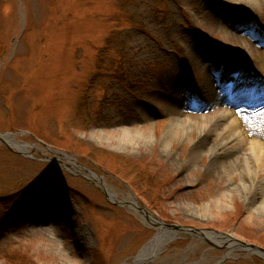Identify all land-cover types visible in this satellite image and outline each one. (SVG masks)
Returning a JSON list of instances; mask_svg holds the SVG:
<instances>
[{"label":"rangeland","instance_id":"1","mask_svg":"<svg viewBox=\"0 0 264 264\" xmlns=\"http://www.w3.org/2000/svg\"><path fill=\"white\" fill-rule=\"evenodd\" d=\"M245 2L0 0V132L31 155L0 142V264L134 261L155 228L89 172L168 223L264 246V125L224 102L264 97ZM215 242L179 233L150 264H264Z\"/></svg>","mask_w":264,"mask_h":264},{"label":"bare ground","instance_id":"2","mask_svg":"<svg viewBox=\"0 0 264 264\" xmlns=\"http://www.w3.org/2000/svg\"><path fill=\"white\" fill-rule=\"evenodd\" d=\"M245 3H247L248 5H250V6H252V8H254L256 11H259V12H261L262 13V15H263V17H264V1L263 2H261L260 0H247V2H245ZM227 37H230V38H232V39H235V37H234V35L233 34H231V33H228L227 32ZM247 48H248V46H247ZM251 57H252V59H251V61L255 64V66L257 67V68H259V70L260 69H263L264 70V52L263 51H261L260 53H257V54H255V55H251ZM238 60H241L239 57L237 58V61ZM194 61H195V63H196V59H194ZM240 63V62H239ZM245 65V64H244ZM226 76V75H225ZM242 90V89H241ZM264 91V90H263ZM263 91H261V92H259V95L261 96L264 92ZM236 94H238L239 95V97H237V96H235ZM241 93L240 92H237V93H235L234 95H233V98L231 99V100H228V101H226L225 99H224V102L225 103H227V104H229V105H233L234 107H239L240 105H242L243 104V106H245V108H243V111H246V112H249V113H251V112H253V111H251V110H249L248 108H247V106H249L251 109H258V113H259V115H258V117H257V124H260V127H261V125H264V97L262 98V99H260L259 101H258V99L257 100H255V101H251V99H249V97H247L246 99L243 97V96H241L240 95ZM262 97V96H261ZM250 102H252V104H251V106L249 105V103ZM241 107V106H240ZM232 113H234V109H228V110H226L225 112H223L222 114H221V116H219L218 118H219V120L221 121V122H228V124H230V126H232V127H234V128H236V129H240L241 128V126H242V124H241V122H240V120H239V117H240V114H232ZM252 114H250V116H251ZM249 116V117H250ZM211 124V122H207V125L208 124ZM217 124V123H216ZM179 128H178V126H173V130H178ZM263 129V128H262ZM14 145H16V146H18L19 148H21V149H24L26 152H29L28 150H29V148H30V146H28V144H23V143H21V142H19V141H16L15 139H14V141L12 142ZM222 147H225V150L224 151H221V154L220 153H218V154H220V155H224L225 154V156H223V157H228L230 154L229 153H227L230 149H232L233 148V145H226V144H222L221 145ZM218 148H220L221 149V147H219L218 146ZM217 148V149H218ZM228 150V151H227ZM218 151V150H217ZM227 153V154H226ZM215 154V156H217L216 154L217 153H214ZM219 155V156H220ZM263 156H261V157H263L264 158V154H262ZM231 157V156H230ZM262 158V159H263ZM68 160H70V163L68 164L70 167H71V169H73V170H75V171H77V169H79V167L75 164V162H74V160L73 159H71V158H68ZM67 165V166H68ZM89 174L91 175V177H93V178H97L98 179V182L99 183H103L104 185H105V188H106V190L108 191V193L110 194V195H114L115 196V198H116V196H117V193H116V191L110 186V185H108L104 180H103V178H101L99 175H96L95 173H90L89 172ZM45 216H49V217H55V214L54 213H52V211L48 208L47 209V213L45 214ZM42 220H47V219H45V217H43V218H41V220H40V223L39 224H41L43 221ZM46 222V221H45ZM49 231V232H51V228H49V227H47V226H42L41 227V231ZM178 235V234H177ZM158 236H160V235H158ZM231 236H234L233 234H231ZM156 242H158L157 243V248L156 249H153V246L154 245H151L149 248H148V250L147 251H145V252H143V253H141L139 256H138V258L134 261V262H132V263H129V264H150V262H154V260L162 253V251L164 250V248L166 247L165 246V240H163V241H155L154 243H156ZM230 244H232V242L230 243ZM235 250H237V251H240V250H243V246H241V245H239V244H237V245H232L230 248H228V249H226V255L225 256H228V257H230V256H233L234 255V252H235Z\"/></svg>","mask_w":264,"mask_h":264},{"label":"water","instance_id":"3","mask_svg":"<svg viewBox=\"0 0 264 264\" xmlns=\"http://www.w3.org/2000/svg\"><path fill=\"white\" fill-rule=\"evenodd\" d=\"M22 131L19 132H0V141L5 144L6 146L13 148L15 146L18 148L20 153L28 154L24 149L19 148L18 146L14 145L12 142L15 139V134H19ZM16 140V139H15ZM17 141V140H16ZM107 199L111 202H114L116 204L122 205V206H129L131 208H138L140 212L144 214L146 219L152 224V226L156 230V234L149 239L144 246L140 249V251L137 253V255L134 258V261L138 258V256L147 251L148 248L151 245L153 246V249L157 248V243H154L155 241H163L165 240V246H167L171 241H173L177 234L179 233H186L192 236L201 237L205 240H207L209 243L216 245V242L214 241V238H226L225 241H223V244L226 245V248H230L232 245H241L243 246V249L246 252H249L251 254H254L261 259L264 260V247L260 246L258 244L252 243V242H246L241 239L235 238L231 236V234L223 231H218L215 229H207V228H196L194 226H185L178 223H167L162 218L155 216L150 211L146 210L143 206H141L136 200L132 201H126V200H116L114 195H110L106 189L103 190ZM160 235V236H158ZM232 242V244H227L228 242ZM226 255V254H225ZM228 259V256H224L220 261H224ZM133 261V262H134ZM132 263V262H131ZM122 264H129V263H122Z\"/></svg>","mask_w":264,"mask_h":264}]
</instances>
